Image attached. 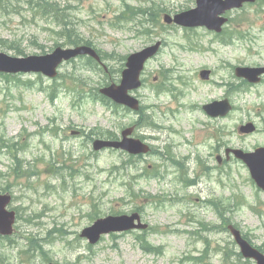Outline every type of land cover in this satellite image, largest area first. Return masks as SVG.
Listing matches in <instances>:
<instances>
[{"label":"rangeland","instance_id":"obj_1","mask_svg":"<svg viewBox=\"0 0 264 264\" xmlns=\"http://www.w3.org/2000/svg\"><path fill=\"white\" fill-rule=\"evenodd\" d=\"M195 6L0 0V52L39 56L80 42L97 48L107 67L78 58L54 80L0 74V134L19 142L0 140V192L12 195L18 213L14 237L0 238V264H255L242 258L227 225L264 252V191L225 152L264 147V81L249 85L234 74L264 66V0L229 12L223 35L164 23ZM158 41L163 48L134 94L139 112L99 97L121 82L128 56ZM204 69L212 71L208 82ZM226 98L233 111L225 118L202 109ZM248 123L256 131L241 134ZM128 126L151 154L94 151V141ZM17 158L30 166L14 172ZM137 211L147 232L111 233L96 245L80 237L99 218Z\"/></svg>","mask_w":264,"mask_h":264},{"label":"water","instance_id":"obj_2","mask_svg":"<svg viewBox=\"0 0 264 264\" xmlns=\"http://www.w3.org/2000/svg\"><path fill=\"white\" fill-rule=\"evenodd\" d=\"M255 0H197V7L193 10L184 12L175 16V22L182 26L195 27L205 26L209 30L217 32L222 31V26L227 22L224 14L235 8H241L246 2ZM167 23H172V18L165 17ZM160 43L153 47L146 48L142 52L131 55L126 64V69L123 71V78L120 85H112L101 90V92L114 100L116 103L130 107L133 110H139V101L129 95V92L138 89L141 86L140 76L144 69V65L148 59L158 53ZM80 55L91 56L97 61L100 57L97 52L87 46H80L75 49L64 50L57 48L53 53L45 56H31L25 59L11 58L6 54L0 53V72L4 73H43L48 77L54 78L57 76V68L66 60L73 59ZM210 72H202L201 76L208 79ZM238 77L244 78L250 82H259V77L264 74V68H238L236 70ZM205 110L213 117L226 116L232 106L228 100L222 102H214L205 106ZM255 130L253 125H248L240 129L241 132L250 133ZM132 134V129L123 133L124 140L122 142L96 141L94 144L95 150H100L105 147L122 148L131 153H146L149 148L143 145L138 140L128 139L127 136ZM230 150L227 154H230ZM236 157L243 159L249 166L253 178L256 180L259 187L264 189V148H259L255 153L245 154L241 150L232 151ZM11 202L9 196L0 195V234L10 235L13 231V224L16 220L15 212L7 211V207ZM135 220L140 221L139 214L132 216L108 217L99 220L95 225L83 232V236L87 237L92 244L100 240L101 235L110 232H124L131 229L144 228V226H135ZM233 237L240 247L243 257L253 259L257 264H264V253L253 247L246 239L243 238L241 232L230 226Z\"/></svg>","mask_w":264,"mask_h":264},{"label":"bare ground","instance_id":"obj_3","mask_svg":"<svg viewBox=\"0 0 264 264\" xmlns=\"http://www.w3.org/2000/svg\"><path fill=\"white\" fill-rule=\"evenodd\" d=\"M158 43L163 44L162 41H158V42H156L155 44H151V45L147 46L146 48L153 47V46H155V45L158 44ZM146 48H144L143 50H145ZM143 50H141V51H139V52H142ZM139 52H136V53H139ZM136 53H134V54H136ZM158 54H159V53L155 54L153 57H151L150 59L147 60V62H146L145 65H144V69H143V71H142V73H141V76H143V74L145 73L146 65L150 62V60H152L153 58H155ZM131 55H133V54H131ZM131 55H130V56H131ZM130 56L127 57V60H128V58H129ZM127 60H126V61H127ZM200 76H201V74H200ZM174 112H176V111H174Z\"/></svg>","mask_w":264,"mask_h":264},{"label":"trees","instance_id":"obj_4","mask_svg":"<svg viewBox=\"0 0 264 264\" xmlns=\"http://www.w3.org/2000/svg\"><path fill=\"white\" fill-rule=\"evenodd\" d=\"M78 44H80V42ZM18 164H19V169H20L21 168V162L18 161Z\"/></svg>","mask_w":264,"mask_h":264},{"label":"flooded vegetation","instance_id":"obj_5","mask_svg":"<svg viewBox=\"0 0 264 264\" xmlns=\"http://www.w3.org/2000/svg\"><path fill=\"white\" fill-rule=\"evenodd\" d=\"M193 117H195V116L193 115Z\"/></svg>","mask_w":264,"mask_h":264}]
</instances>
